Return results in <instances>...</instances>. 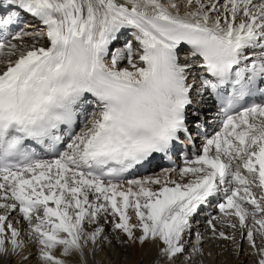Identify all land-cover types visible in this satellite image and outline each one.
Masks as SVG:
<instances>
[{"label": "snow or ice", "instance_id": "6c2138e0", "mask_svg": "<svg viewBox=\"0 0 264 264\" xmlns=\"http://www.w3.org/2000/svg\"><path fill=\"white\" fill-rule=\"evenodd\" d=\"M213 103L200 154L124 179L170 158ZM213 199L212 237L264 264V0H0V264L157 241L153 264H173Z\"/></svg>", "mask_w": 264, "mask_h": 264}, {"label": "bare ground", "instance_id": "6f19581e", "mask_svg": "<svg viewBox=\"0 0 264 264\" xmlns=\"http://www.w3.org/2000/svg\"><path fill=\"white\" fill-rule=\"evenodd\" d=\"M119 40L124 41L122 36H120ZM27 42L32 43L31 40H28ZM125 42H123V44ZM115 44L116 45L118 44L116 46L117 48H119V46H121V47L123 46V44H119L118 42H116ZM197 109H200L199 105L194 106L193 108H190L189 112L191 113L193 111H197ZM198 115H199L198 123L201 124V122H203V126H201V127L205 128L207 130V132L209 134L208 137H210L216 131L219 130L220 120L218 118V114H217L216 110L212 107V104L206 106V110H204V109L199 110ZM189 123H190V127L192 128L191 139L190 140L183 139V141L187 145L192 146L193 142L197 141L199 143L200 141L197 138V133H196L197 128L195 127L193 120L190 119ZM77 131H79V128L77 129ZM203 142L198 144L199 154H200V149L202 148ZM182 166H184V164H181L179 167H182ZM167 169H170V168L162 166L160 164H155V165L150 166L148 168V170H146L144 173H140V174L133 176V177L128 176L127 178H125V180L139 179V178H142V177L148 176V175H157V174L164 172ZM173 178H176L175 174H173ZM217 203H218V199H213L210 204L202 207L200 209L199 213L194 217V219L192 220V228H191L190 232L185 236V254L183 256H179L173 262V264H188L187 257L191 253L192 246L196 242V234L197 233L202 234L204 237L203 243L201 245L203 248V254L202 255H199V254L193 255L191 264H218L219 263V262L217 263V260H212L211 257L214 259L215 256H218V254L220 255L221 252H223V251H221L222 249L221 250L216 249L217 243H219L218 241L220 238H218V237L213 238L211 231L207 225L208 219H210L212 217H219L220 216L219 209L216 207ZM13 218L19 219V217H15V216ZM234 221H235V219L233 218V222ZM216 226H217L218 230H223L226 233L228 231L227 229H229L228 227H225V226L221 225L220 223H217ZM109 231H110V228H109ZM222 240H220V241H222ZM238 240L239 241L237 243H240L241 237H239ZM223 241L226 242L225 240H223ZM160 244H161V242H159V241H157L155 243L149 242V243L145 244L143 247H140L137 245L134 247L124 249V248L119 247L118 245H115V243H113V245L110 247L105 246V247H103L102 250H97L95 256H92L91 254H89L88 255V264H153V261L157 257V251H158V248L160 247ZM227 244H228V247L231 249V252L233 255L232 261L230 264H239L242 257L245 255L243 254V256L240 257V254H236V252L234 251L236 245L230 243L229 241H227ZM225 245H226V243H225ZM210 247L212 249H210ZM219 248H221V247H219ZM225 248H226V246H225ZM243 252L245 253L246 251H243ZM15 259H16L15 264H19L21 257L17 256ZM180 260H181V263H178V261H180ZM24 264H35V258L24 261ZM160 264H165V262L161 261Z\"/></svg>", "mask_w": 264, "mask_h": 264}, {"label": "rangeland", "instance_id": "374dc122", "mask_svg": "<svg viewBox=\"0 0 264 264\" xmlns=\"http://www.w3.org/2000/svg\"><path fill=\"white\" fill-rule=\"evenodd\" d=\"M234 222H236V220ZM227 230L226 231H227V233L229 235H231L233 233V230L231 228H229ZM235 234H236V239H237V242H238L239 241L238 238L240 237V233H239V229L238 228H237V230H235ZM220 240H222V239H219V241H218L219 243H217L216 249H220V250L222 249L221 251H223V252H221L220 255L218 254V256H215L214 259L211 257V259L212 260H217V263L219 262L218 264H230L231 261H232V256H233L232 252H231V249L228 247L227 241L224 242L223 240L222 241H220ZM225 243H226V245H225ZM246 243H247V241L244 240L243 241V249H244L243 251H246V252L244 253L242 251V252L239 253L240 257L243 256V254L245 255V256L242 257V259L239 262V264H256V261L259 259V256L254 254V253H252V250L249 248L248 244H246ZM257 244H258V246H264V241H261L260 238L257 237ZM225 246H226V248H225ZM211 247H210V249H212ZM219 247H221V248H219ZM15 262H16V259L12 260L10 262V264H15ZM178 263H181V260L178 261Z\"/></svg>", "mask_w": 264, "mask_h": 264}]
</instances>
